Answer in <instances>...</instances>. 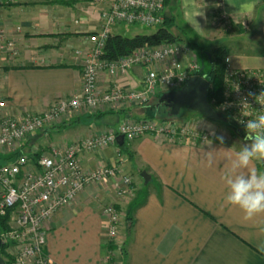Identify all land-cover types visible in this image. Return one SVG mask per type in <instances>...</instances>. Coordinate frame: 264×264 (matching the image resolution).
<instances>
[{"label":"crops","instance_id":"crops-1","mask_svg":"<svg viewBox=\"0 0 264 264\" xmlns=\"http://www.w3.org/2000/svg\"><path fill=\"white\" fill-rule=\"evenodd\" d=\"M79 1L77 16L69 13L67 5L32 0L0 6V30L15 40L18 49L13 62L1 61L0 92L6 99L3 112H41L53 101L80 91L81 67L74 63L71 49L83 45L85 33L99 29L100 19L97 6L89 0ZM200 3L203 7L197 0L181 1L183 13L175 15V23L179 20L197 35L207 33L206 25L213 22L212 13L217 9L244 21L245 27L254 25L251 40L264 50V0ZM244 3L253 5L250 12L243 8ZM117 28L113 27V33ZM230 57L238 68L264 69V51ZM140 73L139 68H132L120 82L139 88ZM99 80L103 87L110 84L104 74ZM93 111L82 109L37 131L22 144V151L70 143L87 133L117 127L124 118L145 114L137 107L115 111L103 106L96 114ZM240 147L211 135L204 141L177 142L146 134L131 141L126 149L135 172L125 164L123 167L133 178L135 196L115 200L110 180L86 186L45 222L46 251L52 264H107L110 254L101 208L109 202L122 213L132 211L130 232L125 230L126 221L119 231V242L126 240V253L122 257L114 251L116 259L123 258L125 264H264V252L256 247L254 222L245 220L241 210L224 199L228 189L221 177ZM111 153V147L84 153L81 164L85 169L94 168L103 160L110 161ZM260 161H252L250 168L264 172ZM142 170L149 175L147 181L140 176Z\"/></svg>","mask_w":264,"mask_h":264},{"label":"built area","instance_id":"built-area-1","mask_svg":"<svg viewBox=\"0 0 264 264\" xmlns=\"http://www.w3.org/2000/svg\"><path fill=\"white\" fill-rule=\"evenodd\" d=\"M15 2L0 0V6ZM90 3L98 8L100 27L85 33L83 45L72 50L74 63L81 67L79 92L53 101L41 112H3L6 99L0 92V154L21 150L13 159L0 163V217L8 215L7 227L0 230V241L5 253L2 258L9 264H52L46 251L45 222L62 206L71 203L86 186L110 180L115 200L120 201L135 193L133 178L124 171V159L118 148L115 161L103 160L89 169L81 164L82 154L117 146L119 134L126 143L146 134L162 135L177 142L206 139L192 121L179 124L175 120L143 116L138 120L124 118L117 127L87 133L70 143H51L40 151H22V144L34 133L82 109L104 106L119 111L146 105L155 95L182 88L188 77L201 75L196 54L181 41L144 45L115 59L103 56L114 26L162 24L165 0H90ZM213 14V22L219 27H229L231 21L244 23L217 10ZM5 33L0 30V73L1 61L13 62L18 55L15 40ZM230 61L226 56L220 105L215 110L228 116L246 133L244 123L264 115V105L258 102L259 95L264 93V69L238 68ZM132 68L141 70L139 88L120 82ZM102 74L110 80L106 87L100 84ZM101 211L106 220L103 228L106 243L116 246L108 253L107 264H124L123 258L117 260L114 253L116 249L121 254L117 236L123 213L111 202L105 203Z\"/></svg>","mask_w":264,"mask_h":264},{"label":"rangeland","instance_id":"rangeland-1","mask_svg":"<svg viewBox=\"0 0 264 264\" xmlns=\"http://www.w3.org/2000/svg\"><path fill=\"white\" fill-rule=\"evenodd\" d=\"M32 1L38 2V3L44 2L46 4H49L50 6L55 5V4L67 5L69 13L73 12L74 15L76 16L78 15L79 12H81L80 11L81 9H79V7L81 6L76 3V0H32ZM181 1L183 0H167L165 13L167 17L170 18L171 20L169 22H172L174 20L173 24L170 27L172 28L173 32L178 34L179 38L181 37L182 39H185V40H189V38H192L196 42V45L194 46L193 51L196 54L197 61L200 65L199 73L201 74V76L206 77V75L209 73L210 71L209 57L210 56L214 57L216 55L215 53L219 52L218 47L226 46L227 52L225 56L229 58H231L230 55L234 57V55H237V56L248 55L251 52L254 53V52L264 51L263 49H261V45H259L258 42L251 40L252 39L251 31L252 29H254V25L253 26L250 25V27L247 26L249 27L247 28L245 27V24L243 23L244 32H239L233 26L223 28V27H219L215 25V23L213 22L211 24L208 23L209 25H206L207 33L204 32L203 34L201 33L197 35L196 32L189 30L186 26L181 24L179 20L176 21L177 22L176 24L175 15L180 17V14L183 13V9L181 8V5H182ZM201 1L203 0H197V3L199 6H202V4L200 3ZM78 3L80 4L79 0H78ZM215 6L217 5L215 4ZM116 26L119 27L117 28L116 33H119L125 36H133L136 33L149 34V33L154 32L158 27V26H144V25H130V24H121L120 26L119 25H116ZM74 48L75 47L73 46L71 51ZM215 50H218V51H215ZM162 96H163L162 94L161 95L157 94L153 98H151V100L146 105L130 106L129 108L137 107L139 110H141V112L145 113L143 115L145 118H153V119L161 118L162 119L163 117H166V119L175 120L179 124L184 123L186 121H192L194 126H196L198 131L202 133L206 137V139H208L209 136L211 135L212 138L214 137L218 140H221L220 138H222V141L231 142V143L235 142V144L237 145L239 144V146L240 144L242 146L245 143H247V141L245 140L246 133H244L236 124H234L235 122H233L225 114H221L222 120L220 122V121H214V120L208 119L203 114L195 113L189 110L188 108H184L182 109L181 114L178 117L167 118L168 117L167 114L170 115L169 109L164 106L165 100L163 99ZM220 99H221V94H220ZM220 99L218 101L216 100L215 102L212 101L214 103V106H216L217 108L220 105ZM102 108L100 107L98 109L101 110ZM88 109H92V108H88ZM93 113L94 114L97 113L96 109H94ZM138 118L139 117L137 118L133 117L134 120H138ZM44 129H46V127ZM41 131H38V132H41ZM96 131H93V133H96ZM127 146H129V143H126V147ZM109 147H111V151H113V153H111L112 157L110 161H115V159L117 158V155L115 154L117 146L109 145ZM18 152L20 153V151L18 150L15 152H6L5 154H13V153H18ZM121 153H122L121 154L122 160L124 159V164L128 166L132 171L135 172L133 168V162L128 160L129 159L128 157L130 156L128 152L126 150H123ZM259 165L262 169H264L263 163H261V161ZM134 196H135V193H133L131 197L133 198ZM128 199L129 198L125 200L127 201ZM131 213L132 211L130 212L126 211V213H123V217H125V215L127 214L131 215ZM119 236L120 235L118 233L117 241H119L118 240ZM2 246H0V252L2 248L4 249V245Z\"/></svg>","mask_w":264,"mask_h":264},{"label":"clouds","instance_id":"clouds-1","mask_svg":"<svg viewBox=\"0 0 264 264\" xmlns=\"http://www.w3.org/2000/svg\"><path fill=\"white\" fill-rule=\"evenodd\" d=\"M252 7L250 3L243 4L249 12ZM259 97L258 102L264 105V93ZM244 127L247 143L235 152L231 167L221 177L228 189L224 199L228 205L238 207L245 220L254 222L258 232L256 247L264 252V172L250 168L252 161L264 160V115L248 119Z\"/></svg>","mask_w":264,"mask_h":264},{"label":"trees","instance_id":"trees-1","mask_svg":"<svg viewBox=\"0 0 264 264\" xmlns=\"http://www.w3.org/2000/svg\"><path fill=\"white\" fill-rule=\"evenodd\" d=\"M165 5H167V0H165ZM214 14L212 13V16ZM170 18L167 17L166 13L164 14V21L162 24H160L157 29L149 34H135L133 36H125L121 35L119 33H113L111 36L108 38L106 41V45L104 48V57L107 59H115L118 56H123L127 54H131V52L139 47H142L144 45H158L163 42H174V41H181L186 44H188L192 50L194 46L196 45V42L192 39L189 38V40L182 39L181 37L179 38L178 34L172 31V28L170 27L174 20L172 22ZM175 24V23H174ZM229 26L235 27L239 32H244V25L241 24V22H233L231 21ZM219 52L215 53L216 55L214 57L210 56L209 58V63H210V71L206 75L207 80L209 81L210 86L208 87V94H207V99L210 102V104L216 109V106H214V103L216 100L218 101L220 99V94H221V82H222V74L224 72V66H225V54L227 52L226 47H218ZM215 50V51H218ZM161 95V94H159ZM213 99V100H212ZM213 101V102H212ZM182 111V110H181ZM181 112L179 113V115ZM178 115V116H179ZM167 118H176L178 116H171L167 114ZM162 119H166V117H163ZM120 152L123 150H126L128 154H130V151L126 149V143L123 142L121 146H117ZM21 152V150H20ZM19 154L18 153H13V154H0V163L8 162L10 159L15 157V155ZM8 215L7 216H2L0 217V230L5 229L7 227ZM126 221V226L125 227L127 232H130L131 226H132V215H125L123 217V222ZM108 248H109V253L111 250L116 248V246H113L111 243L107 242ZM126 240L122 242V244L119 246V250L122 254V257L125 255L126 250ZM3 247V246H2ZM1 255L4 256V249L2 248L1 250ZM123 263L125 264V261L123 259ZM6 264H9L7 261Z\"/></svg>","mask_w":264,"mask_h":264},{"label":"water","instance_id":"water-1","mask_svg":"<svg viewBox=\"0 0 264 264\" xmlns=\"http://www.w3.org/2000/svg\"><path fill=\"white\" fill-rule=\"evenodd\" d=\"M209 86L207 77L201 75L190 76L185 80L182 88L169 90V92L162 94L165 100L164 106L169 109L171 116H178L182 109L188 108L195 113L203 114L208 119L221 122V113L217 112L207 99ZM123 140L122 134L117 135L116 142L118 146L123 144ZM261 163L264 166V160H261ZM140 176L145 181L149 178L145 170L140 172ZM0 246H2L1 241ZM0 264H6L1 253Z\"/></svg>","mask_w":264,"mask_h":264},{"label":"bare ground","instance_id":"bare-ground-1","mask_svg":"<svg viewBox=\"0 0 264 264\" xmlns=\"http://www.w3.org/2000/svg\"><path fill=\"white\" fill-rule=\"evenodd\" d=\"M118 146V145H117Z\"/></svg>","mask_w":264,"mask_h":264}]
</instances>
